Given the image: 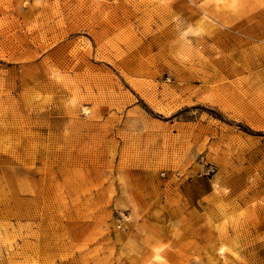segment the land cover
<instances>
[{
    "label": "rangeland",
    "instance_id": "rangeland-1",
    "mask_svg": "<svg viewBox=\"0 0 264 264\" xmlns=\"http://www.w3.org/2000/svg\"><path fill=\"white\" fill-rule=\"evenodd\" d=\"M0 264H264V0H0Z\"/></svg>",
    "mask_w": 264,
    "mask_h": 264
},
{
    "label": "bare ground",
    "instance_id": "bare-ground-1",
    "mask_svg": "<svg viewBox=\"0 0 264 264\" xmlns=\"http://www.w3.org/2000/svg\"><path fill=\"white\" fill-rule=\"evenodd\" d=\"M75 26V24L73 23ZM69 56L64 55V52L59 51L56 54L49 55L41 64L42 66V74L43 77H48V80L50 81V84H53L56 81H60L61 79H69L71 75H77V72H79V69L75 67V65L78 63V61H81L82 59H77V55H74L71 58H68ZM75 59H77V62H73ZM75 63V64H73ZM73 65V67H71ZM81 70V69H80ZM83 72V71H82ZM65 74V76H64ZM64 77V78H63ZM62 81V80H61ZM55 84V83H54ZM65 85V83L63 82ZM218 257L223 258L224 260L227 259V256L225 254V251L222 248H219L218 250Z\"/></svg>",
    "mask_w": 264,
    "mask_h": 264
}]
</instances>
